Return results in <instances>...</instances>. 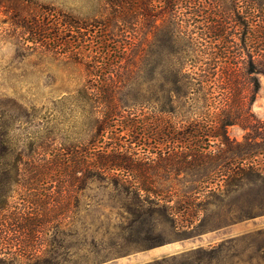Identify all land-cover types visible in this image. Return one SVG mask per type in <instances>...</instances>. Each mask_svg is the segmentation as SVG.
Returning a JSON list of instances; mask_svg holds the SVG:
<instances>
[{
    "label": "trees",
    "instance_id": "1",
    "mask_svg": "<svg viewBox=\"0 0 264 264\" xmlns=\"http://www.w3.org/2000/svg\"><path fill=\"white\" fill-rule=\"evenodd\" d=\"M16 2L19 16L13 23L28 48L85 66L88 80L64 99L104 117L92 114L94 131L87 141L66 148L51 129L47 151L27 133L13 140L12 128L0 125V264H95L108 251L104 236L115 251L123 247L111 238L109 226L43 220V212L31 209L30 194L25 207L11 204L18 186L31 191L34 170L79 173L83 190L91 179L110 185L117 216L129 221L116 233L144 250L187 238L194 218L201 222L210 206L239 188L246 195L245 218L264 210V125H257L251 112L260 87L257 74L264 75V0H95L86 12L38 0ZM126 61L134 68L123 78ZM167 61L168 90L189 96L192 105L193 116L183 126L166 118L173 110L155 90L147 97L133 90L127 100L117 94L130 73L138 78L145 70L154 81ZM143 102L150 103L153 115L118 119L121 106L134 109ZM234 124L254 133L243 141L230 138L226 128ZM116 125H123L119 132L127 136L113 134ZM97 137L99 144L92 140ZM59 210L72 208L53 204L47 212L54 216ZM64 237L72 242L65 245ZM260 251L264 256V245ZM180 253L151 261L168 262Z\"/></svg>",
    "mask_w": 264,
    "mask_h": 264
},
{
    "label": "rangeland",
    "instance_id": "2",
    "mask_svg": "<svg viewBox=\"0 0 264 264\" xmlns=\"http://www.w3.org/2000/svg\"><path fill=\"white\" fill-rule=\"evenodd\" d=\"M22 1L25 4H31V0ZM38 1L74 12L78 11L77 9L82 12L90 11L95 3V0ZM16 3V0H3L0 5V125L12 128L10 137L16 141L22 139L26 133L31 135L34 141L42 144L43 151L49 150L51 129H54L57 135H61L64 148L77 144L78 141H87L88 135L94 131L89 127V117L93 113L84 111L81 106L70 105L71 100L64 99L68 95L75 94L77 89L88 80L89 76L85 66L74 63L69 58L45 56L40 51L28 48L27 45H30V42L22 40L20 30L13 23L19 16ZM146 46L145 43L144 47ZM168 66L169 61L159 66L161 72L154 81L146 77L145 70L139 73L138 78L137 73H130L132 81L122 80V86L117 94L121 99L127 100L131 92L137 91L140 95L147 97L155 90L162 104L173 110L170 114H164L166 118L171 117V121H174L176 125L183 126L186 124L185 120L193 116L190 112L192 105L188 100L189 96H176L168 90L172 85L167 78ZM130 68L134 67L127 61L125 66L120 68L123 78L128 76ZM257 77L260 87L252 103L251 112L259 121L257 125L263 127L264 75L257 74ZM119 110L122 115L118 118L120 121H129L132 116L136 120H141L139 117H149L154 111L149 102L138 103L134 109L121 106ZM93 115H98L99 119L104 117L103 112L95 111ZM121 129L125 127L116 125L113 128V134ZM226 131L230 138L238 141H243L246 136L254 133L250 126L238 124L227 126ZM119 133L127 136L125 130ZM99 138L92 140L99 144ZM104 138L109 140V138ZM142 141L148 143L149 139H142ZM151 141L153 142V139ZM39 172L35 170L31 172V191L22 186L16 188L10 199L11 204L17 208L25 207L28 205L26 195L30 194L31 209L43 212L40 216L43 220L54 218L66 223L70 219H79L77 222L79 224L85 219L87 222L92 221L95 225L109 226L113 233L111 238H115L116 244L123 247L115 251L110 246L109 238L104 236L106 244L103 243V246H106L108 251L104 252L106 257H97L95 264L144 250L141 243L136 240L128 242L116 233L120 227L127 226L129 221L117 216L120 212L119 204L115 197L116 193L110 185L107 186L103 181L91 179L88 181L87 189L83 190L80 188L82 180L79 173L66 176L53 172L46 174ZM66 179H69L70 186ZM177 184L182 188L181 182L174 183V186ZM68 186L72 190L69 199L66 197ZM243 193V188L232 191L225 199L210 206L201 222L194 218V228L187 238L173 237L172 239L173 241H185L187 248L181 251L182 253L178 254L174 260L160 264H264V256L260 251V246L264 245V210H257L255 216L245 218L246 195ZM51 195L54 196V200L50 197ZM53 204L58 207L67 205L72 210H59L51 216L47 211ZM155 232L159 230L156 229ZM206 232L217 233V235L214 236V240H202L201 244L191 246L196 243L197 239H203L201 235ZM71 242V239L64 237L65 245ZM201 249H206L207 252L204 253ZM11 250H15L14 246ZM148 262L139 264H155L152 261Z\"/></svg>",
    "mask_w": 264,
    "mask_h": 264
},
{
    "label": "crops",
    "instance_id": "3",
    "mask_svg": "<svg viewBox=\"0 0 264 264\" xmlns=\"http://www.w3.org/2000/svg\"><path fill=\"white\" fill-rule=\"evenodd\" d=\"M215 235H217V233H213V232L203 233L201 235L203 239H199V240L197 239L196 243L191 246L194 247L198 244H201L202 240L204 241L214 240L213 238ZM186 248H187V243H185V241H181V240L170 241L162 245L151 247L143 251H138L125 257L109 260L101 264H139V263L151 261L155 258H160L162 256L180 253Z\"/></svg>",
    "mask_w": 264,
    "mask_h": 264
}]
</instances>
